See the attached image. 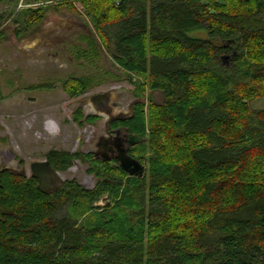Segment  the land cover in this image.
Instances as JSON below:
<instances>
[{"label": "trees", "instance_id": "obj_1", "mask_svg": "<svg viewBox=\"0 0 264 264\" xmlns=\"http://www.w3.org/2000/svg\"><path fill=\"white\" fill-rule=\"evenodd\" d=\"M77 2L96 37H81L87 48L76 46V58L94 63L103 46L130 79L145 78L138 98L147 87L164 95L161 105L148 98L147 115L138 103L112 123L141 140L129 154L147 162L148 173L130 177L96 159L102 167L88 169L99 178L95 189L66 180L43 194L32 175L1 171L0 264H264V107H254L264 104V0L58 5L76 12ZM45 12L19 9L16 36ZM5 34L0 29V41ZM92 84L70 78L63 88L76 97ZM82 117L77 110L81 125L100 118ZM93 157L45 154L62 173ZM107 193L113 205L93 207Z\"/></svg>", "mask_w": 264, "mask_h": 264}, {"label": "rangeland", "instance_id": "obj_2", "mask_svg": "<svg viewBox=\"0 0 264 264\" xmlns=\"http://www.w3.org/2000/svg\"><path fill=\"white\" fill-rule=\"evenodd\" d=\"M58 4L59 0L0 3V29L6 33L0 41V172L12 168L18 172L26 171L30 176L31 164L46 160L45 154L53 149L80 152L84 156L99 151L98 143L103 136H108V114L84 125L76 120L79 109L82 110V122L97 114L91 102L94 95L112 92L114 98L111 101L118 106L115 108L128 111L127 115L138 103L145 104L147 115L150 96L157 105L164 102L162 92H153L148 87L143 91L144 96L138 98L137 94L142 90L139 86L145 78L135 75L130 79L103 46L94 63L78 60L75 47L87 48L81 37H93L96 32L80 3H76V12ZM40 7L46 10L43 21L28 35L16 36L12 20L17 11ZM97 40L99 42L98 37ZM70 78H91L93 84L88 91L73 97L63 88ZM41 84L50 86L33 88ZM254 107L263 108L264 104L259 101ZM49 127L54 131H49ZM96 159L103 161L101 155L92 160H76L73 167L63 172V178L65 181L76 180L87 189H95L99 178L88 169L102 167L98 161H93ZM21 162L23 166L19 168ZM110 163L111 166L119 164L113 160ZM144 165L145 173H148V163ZM108 195H103L96 203H101L104 208L110 203L113 205L112 199H107ZM106 203L108 206H104Z\"/></svg>", "mask_w": 264, "mask_h": 264}, {"label": "water", "instance_id": "obj_3", "mask_svg": "<svg viewBox=\"0 0 264 264\" xmlns=\"http://www.w3.org/2000/svg\"><path fill=\"white\" fill-rule=\"evenodd\" d=\"M229 55H225L223 60L227 62L230 60ZM228 63V62H227ZM114 98L113 93H103L97 94L91 97V100L96 104H110L111 100ZM98 116H106L103 111L97 110ZM103 136L101 138L100 143H98L97 147L99 151H94L93 155L98 158L100 155L102 160L105 162H110L112 160H116L119 162L120 167L130 176V177H143L145 174L146 167L139 160L131 156L126 149H118V154L115 156H109V153H114L112 147H107L105 144V138ZM109 152V153H108ZM31 175L38 180V189L43 194H53L57 192L65 182L63 178V173L53 169L50 163L47 160L37 161L31 164ZM26 171H23L22 175H25ZM101 203L93 204V207H101ZM104 206H108L106 203Z\"/></svg>", "mask_w": 264, "mask_h": 264}, {"label": "flooded vegetation", "instance_id": "obj_4", "mask_svg": "<svg viewBox=\"0 0 264 264\" xmlns=\"http://www.w3.org/2000/svg\"><path fill=\"white\" fill-rule=\"evenodd\" d=\"M91 102L93 103L94 107L96 110L99 111H103L105 114H108V118H109V126H108V130H107V135L105 138V144L107 145V147H112L114 150V153H109V156H115L116 154H118V149H126L129 153V151L134 148L139 142H141V140H138L134 135H132L129 130L127 128H125L124 126H117V127H113L112 123L114 122H123L125 120H127L128 118H130L133 113H134V109L136 107V105L134 104V106H132L131 109V113L130 115H127V112H123V111H118L115 107L117 106V104H113V102L111 101L110 104L108 105H96L92 100ZM118 107V106H117ZM118 113V114H117ZM124 113L126 115H124ZM115 115V116H114ZM98 116V115H97ZM104 117V116H102ZM114 161V160H113ZM22 162L18 165L19 168H22ZM7 170H9L12 173L15 174H19L22 175V172H18L16 169H12V168H7ZM22 176H27V174L22 175Z\"/></svg>", "mask_w": 264, "mask_h": 264}, {"label": "bare ground", "instance_id": "obj_5", "mask_svg": "<svg viewBox=\"0 0 264 264\" xmlns=\"http://www.w3.org/2000/svg\"><path fill=\"white\" fill-rule=\"evenodd\" d=\"M50 130H51V131H54V129H53L52 127H49V131H50ZM63 177H64V176H63Z\"/></svg>", "mask_w": 264, "mask_h": 264}]
</instances>
